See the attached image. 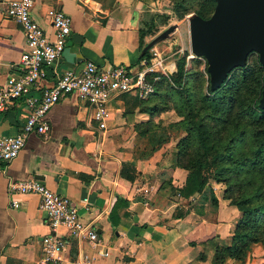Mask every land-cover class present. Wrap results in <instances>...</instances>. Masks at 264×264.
Here are the masks:
<instances>
[{
  "label": "crops",
  "instance_id": "1",
  "mask_svg": "<svg viewBox=\"0 0 264 264\" xmlns=\"http://www.w3.org/2000/svg\"><path fill=\"white\" fill-rule=\"evenodd\" d=\"M5 2L0 0V82L19 70L24 48L19 24L3 13ZM141 2L33 0L30 15L49 37L47 9L59 8L70 18V32L53 70L79 71L86 60L135 68L141 45L149 39L139 37ZM51 82L52 77L41 84ZM26 113L21 100L11 101L0 113V134H15ZM145 115L138 107L125 111L123 99L116 96L107 103L105 128L97 131L90 110L75 94L62 95L51 105L47 137L29 134L15 158L0 162V264H33L41 256L40 238L48 233L38 197L9 192L8 183L20 179H36L68 198L80 220L97 234V243L66 238L58 264H73L81 253L88 256L86 264H209L210 255L196 260L203 242L228 240L237 210L214 186L217 203L212 210L203 203L201 209L174 216L189 207L170 192V187L182 186L186 171L165 166L170 161L156 152L145 160L131 154L135 123ZM124 163H132V181L119 175ZM160 179L166 180L161 186ZM98 249L106 255H98ZM223 264L240 263L227 259ZM243 264H256L253 255Z\"/></svg>",
  "mask_w": 264,
  "mask_h": 264
},
{
  "label": "built area",
  "instance_id": "2",
  "mask_svg": "<svg viewBox=\"0 0 264 264\" xmlns=\"http://www.w3.org/2000/svg\"><path fill=\"white\" fill-rule=\"evenodd\" d=\"M33 0H6L5 17L14 19L24 36V48L18 58L15 73H9L0 82V113L14 100H21L27 110L25 121L13 135L0 134V162H10L24 145L29 134L47 137L49 122L47 112L62 95L75 94L90 110L97 131L105 128L109 99L124 92L145 98L154 90L156 81L164 73L159 55L138 59L135 68L120 64L103 67L86 60L79 71L53 70L70 32V18L59 8H49L46 16L51 27V37L31 17ZM48 69L52 73L48 75ZM52 82L41 84L46 78ZM8 190L16 194H34L38 209L44 216L48 233L40 238L41 256L33 264H58L66 238L97 243V234L89 224L82 222L75 204L53 192L36 179H20L8 183ZM15 206L16 202H12ZM63 230V231H60ZM98 255L106 251L98 249ZM88 256L78 255L73 264H86Z\"/></svg>",
  "mask_w": 264,
  "mask_h": 264
},
{
  "label": "rangeland",
  "instance_id": "3",
  "mask_svg": "<svg viewBox=\"0 0 264 264\" xmlns=\"http://www.w3.org/2000/svg\"><path fill=\"white\" fill-rule=\"evenodd\" d=\"M141 1L140 11L142 14L140 25L146 31L149 39L169 24L175 23L176 26L168 35L156 41L148 49L149 58L154 56H152V51H155L159 55L161 66L164 70V73L161 74L162 80L157 92L137 102L130 98L124 102L125 111L138 107L139 111L150 110L152 113L151 115L145 113V118L135 123L131 147L132 156L138 160H142L138 156L148 152L151 146L161 143L156 153L166 156V159L168 158L170 163H166L165 166H173L174 158L178 154L180 139L183 138L185 143L190 142V137H188L185 128L181 127L180 124L182 121L185 123L188 105L193 110L197 109L199 114L205 115L204 121L210 130L211 140L214 142L215 148L225 149L229 154L231 153L232 160L236 164L231 168V171L228 170L227 175H225L227 180L224 183L209 182L212 192L216 190L214 186H217L220 196L222 190H225V196L229 197V201L242 202L243 200L240 201L241 199L256 194V188L258 187L256 185L257 180H255L250 172H247L248 170L237 168L241 157L250 156L248 154L252 150L253 145V141L249 135L250 131L252 130L253 136L259 130L258 124L249 125L248 130L242 128V124L245 121L243 120V116L248 117L247 106L254 96H256V90L259 85L256 82V75L247 80L244 86L238 90H234V87H231L233 89L227 91L228 93L232 92L231 96L224 93L217 100V105L211 106L208 100L212 96V93L207 90L208 73L206 71V62L202 56L194 55L189 50L186 15L191 16L196 14L195 10L203 7L204 15L208 16L212 11L214 2L212 4V2L208 3L204 0ZM181 1L187 5L188 11L183 16H178L176 11L181 7L178 4ZM256 56V52L251 51L247 59L249 62H254ZM181 59L182 76L179 78L180 83L177 84L178 63ZM185 127H188L186 123ZM242 137L246 138V140L242 139ZM166 138L167 141L163 142ZM193 146L190 149L191 153L194 152ZM182 149L185 151V146ZM261 179L264 182V176ZM160 181L165 183L166 180L160 179ZM261 189L262 191L264 190V185L261 186ZM173 193L183 200L177 191ZM194 194L193 197L195 198L196 195ZM204 194V198L206 199H201L200 197L198 198L199 200H193L190 197L186 200L184 199L185 202L192 203L188 208L197 209L201 207V204L207 203L208 210H212L213 207L207 200L209 193L205 191ZM246 200V203L239 207L240 209L233 206L237 210L234 222L237 219H245L247 217L245 209L250 206L251 202L248 199ZM225 201L227 202V200ZM252 218L255 221L257 220L259 232L255 234V237L258 241L248 242L244 252L246 259L253 255L256 264H264V216L257 214ZM251 222L253 221L251 220ZM233 226L230 236L234 228ZM229 238L228 240L226 238L225 242H221L220 245L227 244L230 240Z\"/></svg>",
  "mask_w": 264,
  "mask_h": 264
},
{
  "label": "trees",
  "instance_id": "4",
  "mask_svg": "<svg viewBox=\"0 0 264 264\" xmlns=\"http://www.w3.org/2000/svg\"><path fill=\"white\" fill-rule=\"evenodd\" d=\"M204 1L208 3L212 2V4L214 2V0ZM178 4L181 7L176 11V13L178 16H183V14L188 11V7L183 1L179 2ZM203 10L204 9L202 7L201 9L195 10V13L200 17L205 18L207 17V15H204ZM144 34L147 35L146 31L141 27V29L139 30V37H142ZM144 44H142L141 47ZM250 53L251 51L247 53L245 63L241 66L232 67L227 72L226 77L217 87L213 89L209 88L208 80L207 90L212 93V96L208 101L213 107L217 105V100L220 99L224 93H227L228 96L232 95V92H227L228 90L233 89L231 87H234V90H238L239 88L243 87L245 82L251 79V77H253L254 75H256L257 77L256 82L259 83L256 90V96H254V98L250 101V104L247 106L249 118L243 116V120L245 121L242 124V128H245V130H248V127H250L249 125L251 124H258L259 130L256 131L253 136L251 133L252 130L250 131L249 135L253 141L252 150L248 154L250 156L241 157V160H239V164L237 165L238 169L248 170L247 172H250L255 180H257V191L256 194L247 196L246 198L240 200H243L242 202L238 203L229 201V197L225 196V190H222L221 198L227 200V203L231 206L239 208L242 204L246 203V199H248L251 204L245 209L247 217L245 219H237L236 222H234V228L229 238L230 240L227 244L220 245L213 239H208L203 242V248L198 253L196 260L205 261L207 259V255H210V258L208 260L209 264H223L227 259H232L239 262L240 264H243L246 259V255L244 252L246 244L248 242L258 241L255 237V234L259 232L257 220L255 221V219L252 217L257 214H262L264 216V190L262 191L261 189V186L264 185V182L261 179V177L264 176V107H258V100L261 94V89L264 86V65L259 63L257 56L254 62H249L247 58ZM148 57L149 50L147 49L143 52V54L139 55L138 59H147ZM181 65L182 59L178 63V77L176 81L177 84L180 83L179 78L182 76ZM161 80L162 78L160 77L155 83L153 92L145 98H148L149 96L157 92ZM119 97L123 99L124 102L128 98L135 100V102L145 99H139L135 96V94L131 92L121 93ZM141 111L149 115L152 114L150 110ZM204 117L205 115L199 114V111L197 109L193 110L187 105L185 123L188 127H185L184 121H182V123L180 124L181 127L185 128L188 137H190V142L185 143L183 138L180 139L178 154L175 156L173 161V167L175 166L185 170L186 175L182 186L180 188L170 187V192L173 193L177 191L179 195L185 200L188 197L193 200H197L199 197L201 199H206L204 198V193L205 191H207L209 193L207 200L212 207H215L217 199L210 188L209 182L211 181L214 183H224L227 180V177H225V175H227L228 170L231 171V168L236 164L232 160L231 153L229 154V152L225 149H219L218 147L215 148V144L211 140L210 130L204 121ZM242 139L246 140V138L244 137H242ZM165 141H167V138L163 142ZM160 145L161 143L151 146L148 152H145V154H142L138 157L142 160L149 158L151 154L158 150ZM183 146H185L186 152L182 149ZM192 146L194 147L193 153H191L190 151ZM134 159L136 158L134 157ZM119 175L128 181H132L134 178L132 163L122 164L119 170ZM163 183H160V186ZM194 193L196 194L195 198L193 197ZM186 204L190 207V204L192 203L186 202ZM202 205L203 204H201L200 209L202 208ZM117 206L118 202L114 203V205L112 206L109 212V219L112 217V215H114ZM188 211V207L184 210L179 209L175 212L174 216L176 218H180L184 213ZM250 219L253 222H251Z\"/></svg>",
  "mask_w": 264,
  "mask_h": 264
},
{
  "label": "water",
  "instance_id": "5",
  "mask_svg": "<svg viewBox=\"0 0 264 264\" xmlns=\"http://www.w3.org/2000/svg\"><path fill=\"white\" fill-rule=\"evenodd\" d=\"M186 17L189 50L205 59L209 88L217 87L232 67L243 65L250 51L256 52L259 63L264 65V0H214L207 17ZM175 26L167 25L146 41L139 55ZM258 107H264V86Z\"/></svg>",
  "mask_w": 264,
  "mask_h": 264
}]
</instances>
